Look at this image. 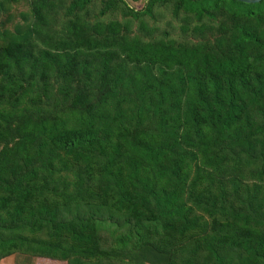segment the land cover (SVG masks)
Listing matches in <instances>:
<instances>
[{
	"label": "trees",
	"instance_id": "16d2710c",
	"mask_svg": "<svg viewBox=\"0 0 264 264\" xmlns=\"http://www.w3.org/2000/svg\"><path fill=\"white\" fill-rule=\"evenodd\" d=\"M17 1L0 260L264 264V0H27L6 27ZM157 6L192 40L148 25Z\"/></svg>",
	"mask_w": 264,
	"mask_h": 264
},
{
	"label": "rangeland",
	"instance_id": "374dc122",
	"mask_svg": "<svg viewBox=\"0 0 264 264\" xmlns=\"http://www.w3.org/2000/svg\"><path fill=\"white\" fill-rule=\"evenodd\" d=\"M127 4L135 9L142 8L144 4V0H125ZM94 8L96 9V6H98L97 1L93 4ZM28 9V2L27 0H18L16 3H14L11 7V14L12 18L10 21L5 23L6 27H9L12 25V23L18 21L20 18V13L26 12ZM95 12V11H93ZM1 18V17H0ZM108 18H117L121 19V16L119 14H106L103 19ZM144 19L146 20V23L150 26H155L159 30H168L170 35L174 38H176L178 41H183L186 39H190L188 37L182 36L179 31L177 30L178 21L177 19L173 18L170 15L169 8L167 7H154L153 8V15L147 16L144 15ZM0 264H64L63 262L54 261V260H48L44 258H32L27 257L20 254H11L8 255L0 260ZM124 264V263H120ZM128 264V263H126Z\"/></svg>",
	"mask_w": 264,
	"mask_h": 264
},
{
	"label": "water",
	"instance_id": "95a60500",
	"mask_svg": "<svg viewBox=\"0 0 264 264\" xmlns=\"http://www.w3.org/2000/svg\"><path fill=\"white\" fill-rule=\"evenodd\" d=\"M240 1H244V2H257L259 0H240Z\"/></svg>",
	"mask_w": 264,
	"mask_h": 264
}]
</instances>
